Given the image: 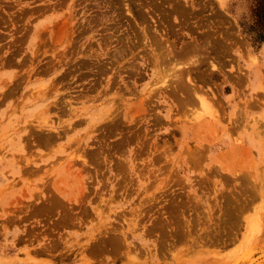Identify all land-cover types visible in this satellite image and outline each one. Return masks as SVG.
<instances>
[{"label": "rangeland", "instance_id": "rangeland-1", "mask_svg": "<svg viewBox=\"0 0 264 264\" xmlns=\"http://www.w3.org/2000/svg\"><path fill=\"white\" fill-rule=\"evenodd\" d=\"M254 3L0 0V264H264Z\"/></svg>", "mask_w": 264, "mask_h": 264}, {"label": "trees", "instance_id": "trees-1", "mask_svg": "<svg viewBox=\"0 0 264 264\" xmlns=\"http://www.w3.org/2000/svg\"><path fill=\"white\" fill-rule=\"evenodd\" d=\"M253 22L250 24L246 32L252 34L255 41L261 42L264 40V0H255L251 6Z\"/></svg>", "mask_w": 264, "mask_h": 264}, {"label": "bare ground", "instance_id": "bare-ground-1", "mask_svg": "<svg viewBox=\"0 0 264 264\" xmlns=\"http://www.w3.org/2000/svg\"><path fill=\"white\" fill-rule=\"evenodd\" d=\"M197 116H198V114H197ZM214 116H211V118H213ZM211 120H213V119H211Z\"/></svg>", "mask_w": 264, "mask_h": 264}]
</instances>
